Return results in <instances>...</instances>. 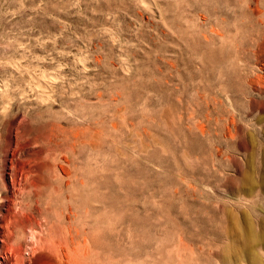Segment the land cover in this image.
<instances>
[{
    "label": "rangeland",
    "instance_id": "obj_1",
    "mask_svg": "<svg viewBox=\"0 0 264 264\" xmlns=\"http://www.w3.org/2000/svg\"><path fill=\"white\" fill-rule=\"evenodd\" d=\"M41 191L76 198L72 238ZM250 200L264 0H0V264H217Z\"/></svg>",
    "mask_w": 264,
    "mask_h": 264
},
{
    "label": "bare ground",
    "instance_id": "obj_2",
    "mask_svg": "<svg viewBox=\"0 0 264 264\" xmlns=\"http://www.w3.org/2000/svg\"><path fill=\"white\" fill-rule=\"evenodd\" d=\"M46 90L47 88L43 91ZM74 199L76 198L71 193L62 195L41 191L35 194L34 200L36 203L31 209L42 216L44 226L50 235L51 233H58L59 235L64 234L63 237L69 236L72 238ZM249 202L248 209L240 214V221L233 213V215H229L230 226L227 225L228 228L225 226V219L223 218L216 224L215 256L217 264H264V207L258 210L252 200ZM228 219L226 221L229 224ZM233 236L236 237V240L238 239V244L231 243ZM223 239L228 240V245L225 243L221 246Z\"/></svg>",
    "mask_w": 264,
    "mask_h": 264
}]
</instances>
